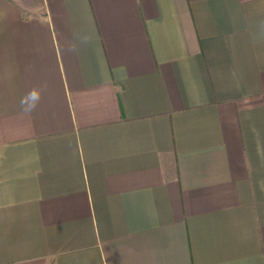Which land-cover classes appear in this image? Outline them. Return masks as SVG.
Here are the masks:
<instances>
[{"label":"crops","instance_id":"obj_1","mask_svg":"<svg viewBox=\"0 0 264 264\" xmlns=\"http://www.w3.org/2000/svg\"><path fill=\"white\" fill-rule=\"evenodd\" d=\"M0 264H264V0H0Z\"/></svg>","mask_w":264,"mask_h":264},{"label":"clouds","instance_id":"obj_2","mask_svg":"<svg viewBox=\"0 0 264 264\" xmlns=\"http://www.w3.org/2000/svg\"><path fill=\"white\" fill-rule=\"evenodd\" d=\"M41 92L39 89L34 88L26 94L21 100V105L26 113H30L39 103Z\"/></svg>","mask_w":264,"mask_h":264}]
</instances>
